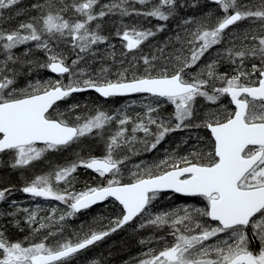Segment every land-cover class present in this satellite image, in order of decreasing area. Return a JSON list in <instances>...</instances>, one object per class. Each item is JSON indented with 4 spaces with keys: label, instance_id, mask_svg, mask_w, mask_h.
Masks as SVG:
<instances>
[{
    "label": "snow or ice",
    "instance_id": "1",
    "mask_svg": "<svg viewBox=\"0 0 264 264\" xmlns=\"http://www.w3.org/2000/svg\"><path fill=\"white\" fill-rule=\"evenodd\" d=\"M120 233L121 264H264V0H0V264Z\"/></svg>",
    "mask_w": 264,
    "mask_h": 264
},
{
    "label": "trees",
    "instance_id": "2",
    "mask_svg": "<svg viewBox=\"0 0 264 264\" xmlns=\"http://www.w3.org/2000/svg\"><path fill=\"white\" fill-rule=\"evenodd\" d=\"M26 2V0H25ZM190 2V0H189ZM206 3L209 5V7L212 6V2H210L209 0H206ZM185 11H188V9H185ZM24 17L21 16L19 17V19H23ZM158 22V21H153V23ZM175 21H173L172 24L169 25V27L171 28L174 25ZM167 33H164V35H166ZM42 71V70H41ZM51 74V73H49ZM86 96H91L92 92H86L85 93ZM127 99V97H123V98H118L115 100H108L107 103L109 105H115V106H119L120 101H123ZM123 104V103H122ZM139 108H135L134 111H139ZM180 132H177V135H180ZM39 167V165H38ZM16 198H22L21 195L19 193L15 194ZM121 236L123 237V241L118 242L117 245H113L108 251L112 252V256L110 258V264H121L122 260H127L128 257L130 256H135L137 252H139L141 250L140 246H138L137 244H130V243H123L125 241H127V238L124 236V234L122 233ZM115 237V236H114ZM108 251H106V253L104 254V256L107 258L108 257ZM94 255L90 256L94 257Z\"/></svg>",
    "mask_w": 264,
    "mask_h": 264
},
{
    "label": "rangeland",
    "instance_id": "3",
    "mask_svg": "<svg viewBox=\"0 0 264 264\" xmlns=\"http://www.w3.org/2000/svg\"><path fill=\"white\" fill-rule=\"evenodd\" d=\"M122 103H123V101H120V104H122ZM121 234L122 233L111 236L107 241H105V243L103 245H100L97 248L91 249V251L89 253H86L85 256L89 258L90 256H92L96 253H101L104 255L106 253V250L108 251L113 245H117L118 242H121L124 240L123 237L121 236ZM123 243L136 244L134 241L133 242L125 241ZM78 264H79V262H78Z\"/></svg>",
    "mask_w": 264,
    "mask_h": 264
},
{
    "label": "water",
    "instance_id": "4",
    "mask_svg": "<svg viewBox=\"0 0 264 264\" xmlns=\"http://www.w3.org/2000/svg\"><path fill=\"white\" fill-rule=\"evenodd\" d=\"M210 2H212V0H209ZM91 91V90H90ZM90 91H88V92H90ZM180 196H185V194H179Z\"/></svg>",
    "mask_w": 264,
    "mask_h": 264
},
{
    "label": "flooded vegetation",
    "instance_id": "5",
    "mask_svg": "<svg viewBox=\"0 0 264 264\" xmlns=\"http://www.w3.org/2000/svg\"><path fill=\"white\" fill-rule=\"evenodd\" d=\"M181 197V199H183L185 196H180Z\"/></svg>",
    "mask_w": 264,
    "mask_h": 264
}]
</instances>
